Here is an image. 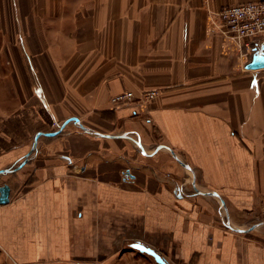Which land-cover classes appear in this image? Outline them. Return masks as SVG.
I'll list each match as a JSON object with an SVG mask.
<instances>
[{
    "label": "crops",
    "instance_id": "1",
    "mask_svg": "<svg viewBox=\"0 0 264 264\" xmlns=\"http://www.w3.org/2000/svg\"><path fill=\"white\" fill-rule=\"evenodd\" d=\"M249 1L0 0V264H264V67L215 22Z\"/></svg>",
    "mask_w": 264,
    "mask_h": 264
},
{
    "label": "built area",
    "instance_id": "2",
    "mask_svg": "<svg viewBox=\"0 0 264 264\" xmlns=\"http://www.w3.org/2000/svg\"><path fill=\"white\" fill-rule=\"evenodd\" d=\"M215 22L222 34L245 47V53L253 52L258 48L255 38L264 33V0L223 6L216 13ZM158 95L159 90L155 89L145 90L140 94L125 91L114 95L111 102L115 106L133 103L142 108Z\"/></svg>",
    "mask_w": 264,
    "mask_h": 264
},
{
    "label": "water",
    "instance_id": "3",
    "mask_svg": "<svg viewBox=\"0 0 264 264\" xmlns=\"http://www.w3.org/2000/svg\"><path fill=\"white\" fill-rule=\"evenodd\" d=\"M247 67L249 69H258V68L264 67V45H262L258 48H255L253 50L252 59L249 62ZM81 127L83 128V130L88 131L87 128H85L83 126H81ZM58 133H59V131L39 132L35 137L34 146L31 150V152L36 148L37 139L41 134L54 136V135H57ZM101 135H105V134H101ZM105 136H107V135H105ZM28 156L29 155H27V158H28ZM27 158H25V159H27ZM25 162H26V160L24 161V163ZM10 171H12L11 168L1 169L0 174L10 172ZM9 194H10V186L8 184H3L2 186H0V204H5L9 201ZM131 246L133 248H136L142 252H145V253L151 255L158 264H168L165 261V259L163 257H161L153 248L148 247L147 245H145L141 242H134L131 244Z\"/></svg>",
    "mask_w": 264,
    "mask_h": 264
}]
</instances>
